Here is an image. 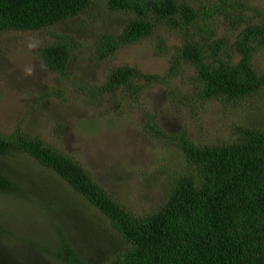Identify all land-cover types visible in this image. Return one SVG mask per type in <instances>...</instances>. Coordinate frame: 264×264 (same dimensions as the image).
Here are the masks:
<instances>
[{"label":"trees","instance_id":"trees-1","mask_svg":"<svg viewBox=\"0 0 264 264\" xmlns=\"http://www.w3.org/2000/svg\"><path fill=\"white\" fill-rule=\"evenodd\" d=\"M105 2L111 13L127 14L131 19L118 35L98 39L94 58L107 60L149 39L159 55L167 56L169 67L163 75H148L131 66L110 68L104 81L90 89V98L112 95L138 103L149 87L182 78L191 68L189 82L198 88L202 102L232 105L261 98L264 66L259 68L254 58L260 53L264 56V17L249 22L241 11V0L201 6L180 0ZM92 4V0H0V34L44 31L84 16ZM221 11L226 23L240 30L234 41L218 36ZM161 30L178 38L177 45L169 46L171 53L166 52ZM74 48L73 40L62 38L39 48L38 57L50 73L66 77ZM187 92L171 88L168 95L184 107L194 99ZM52 94L63 97L59 90ZM150 123L154 125L150 130L158 133L157 124ZM234 133V142L217 146H198L187 132L174 135L170 145L179 155L180 169L152 211L137 215L73 157L17 128L0 135V196L20 202L27 198V187L20 177L6 171L3 162L28 156L63 181L73 199L77 197L84 207L91 206L103 215L119 238V247L103 250L92 239L98 251L83 258L61 226L60 218L73 207V199H55L48 218L55 239L17 238L45 254H33V264H43L36 257L46 259V264H264V130L237 126ZM7 235L12 236V231L0 229V246ZM0 264L22 262L9 254L0 255Z\"/></svg>","mask_w":264,"mask_h":264},{"label":"rangeland","instance_id":"rangeland-1","mask_svg":"<svg viewBox=\"0 0 264 264\" xmlns=\"http://www.w3.org/2000/svg\"><path fill=\"white\" fill-rule=\"evenodd\" d=\"M92 1L84 16L50 29L0 34V135H9L20 128L41 138L73 157L97 183L141 215L152 211L170 186L171 176L180 169L179 155L170 145L175 142L174 135L187 132L198 146H217L234 142L237 126L264 130V89L257 101L254 98L232 105L215 100L202 102L197 96L198 88L189 82L194 71L191 68L182 78L149 87L138 103L112 95L90 98V89L104 81L110 68L131 66L148 75H163L169 67L167 56L159 55L153 48L155 43L149 39L121 49L107 60L97 61L94 56L98 39L118 35L131 16L111 13L105 0ZM180 1L194 6L220 5V0ZM241 3V11L249 22L263 19L264 0H241ZM219 19L222 23L217 25L218 36L234 41L240 30L226 23L222 11ZM159 35L167 44L166 52L171 53L169 46L179 43L177 36L164 30ZM62 38L75 44L66 77L50 73L38 57L39 48ZM254 59L259 68L264 66L263 54H256ZM171 88L173 92L177 88L188 91L194 99L184 107L177 105L168 95ZM58 90L63 93L62 98L52 94ZM150 122L157 124L158 133L150 130L154 126ZM162 133L166 137L160 138ZM3 163L6 171L20 177L28 196L21 202L0 196V229L12 231V236L2 239L4 249H0V255L10 254L22 264H33L35 260L30 259L33 254H45L29 249L17 238L53 241L49 209L55 206V199L72 200V192L56 175L28 156L19 155ZM27 200L30 202L24 203ZM71 203L73 207L67 208L60 218L61 226L83 258L87 254L93 256L98 247L102 250L119 247L117 233L103 215L91 206L84 207L77 197ZM94 238L98 240L97 248L92 245ZM36 259L46 264V259Z\"/></svg>","mask_w":264,"mask_h":264}]
</instances>
